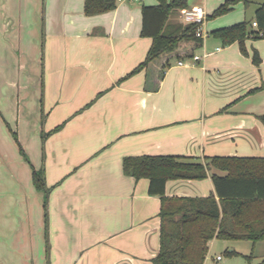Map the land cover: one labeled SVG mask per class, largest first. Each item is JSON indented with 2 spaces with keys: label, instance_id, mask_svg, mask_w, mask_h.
Returning a JSON list of instances; mask_svg holds the SVG:
<instances>
[{
  "label": "crops",
  "instance_id": "0c3cea01",
  "mask_svg": "<svg viewBox=\"0 0 264 264\" xmlns=\"http://www.w3.org/2000/svg\"><path fill=\"white\" fill-rule=\"evenodd\" d=\"M226 1L203 0L206 17ZM84 2L0 0V45L20 60L0 98V264H154L161 198L149 195L148 179L124 173L125 158L264 160V38L246 39L244 54L212 36L252 20L263 0L236 4L204 24L200 47L135 73L151 45L141 9L157 1L119 0L93 16ZM228 174L210 168L202 180H169L164 196L219 203L211 176ZM248 202L242 216L264 215V199ZM218 241L247 242L228 253L264 264V240L216 238L203 264L222 261Z\"/></svg>",
  "mask_w": 264,
  "mask_h": 264
},
{
  "label": "trees",
  "instance_id": "16d2710c",
  "mask_svg": "<svg viewBox=\"0 0 264 264\" xmlns=\"http://www.w3.org/2000/svg\"><path fill=\"white\" fill-rule=\"evenodd\" d=\"M119 0H85L84 13L98 15L113 10ZM154 6L141 9V36L151 39L145 60L133 73L152 63L176 55L182 46L200 47L202 39L194 34V24L177 20L187 0H156ZM251 0H227L209 16L218 17L231 11L238 4L248 6ZM252 22L256 29L251 30ZM262 33L261 35L259 34ZM223 46L237 42L242 53L247 54L244 42L248 38H264V0L255 10L254 17L227 28L212 32ZM192 57V55H190ZM252 61L258 65L259 55L253 52ZM167 64L159 68L163 74ZM264 85L261 86V89ZM264 126V115L260 117ZM264 160H238L211 158L205 164L184 162L175 157H131L123 161L124 173L135 179L149 180L148 193L161 198L160 249L154 264H203L207 244L213 238L225 240H264V215L250 219L242 216L251 199H264ZM210 168L227 171L228 176L212 175L218 203L213 196L207 198H168L164 196L165 183L169 180H202ZM260 168L262 171H260ZM252 170V171H251ZM41 178L33 173V182L39 189ZM247 201V202H244ZM245 219V220H244ZM228 255H236L229 252ZM251 256H247L250 261Z\"/></svg>",
  "mask_w": 264,
  "mask_h": 264
},
{
  "label": "rangeland",
  "instance_id": "374dc122",
  "mask_svg": "<svg viewBox=\"0 0 264 264\" xmlns=\"http://www.w3.org/2000/svg\"><path fill=\"white\" fill-rule=\"evenodd\" d=\"M191 1H195L194 4L200 2L199 3L200 6L203 7V8L204 7L206 8V5L203 3V0H187V8H190L189 5H190ZM211 14L212 13H209L208 15L210 16ZM222 16L223 15L218 16V17H214V18H211V17L207 18L206 17L205 23H207V21L218 19V18H220ZM17 55H18V53H17L16 50L14 52H12V51L9 52V51L5 50L0 45V86L3 85V88H5L4 91H0V98L3 95H7L5 90H6V86L8 84V81H10L12 79L11 77H15V76L17 77V74H20V73L17 72L18 68L14 67L12 65V64H16L17 65L18 62H20V60L18 61V56ZM16 60H17V63L14 62ZM16 77H15V80H17ZM1 80H2V82H1ZM15 92H22V91H18L16 89ZM0 104H2V106L4 108V106L6 105L5 99H3L0 102ZM5 120H6V116H5ZM5 128L6 127L4 126L3 130H6ZM6 132H7V130H6ZM10 136H13V135L11 134ZM13 138H14V136L10 138V142L14 144ZM13 147H14L13 148L14 153H17V151H19L18 146L16 147L15 144H14ZM10 149H11V147H10ZM219 242L220 241H218L216 243V245L214 246V253H215V255H219L221 257L222 261L217 263V262L211 261V259L208 258L207 259V261H208L207 264H247V260L245 258H243V257H235V256L228 255V251H230L233 247H235L234 249H246L249 246V244L247 242H243V241L229 242V243H223V242L219 243ZM221 244H226V245L223 247V245H221ZM227 246H230L231 248H227ZM256 261L260 262L261 258L260 259L258 258V260L257 259L254 260V262H256Z\"/></svg>",
  "mask_w": 264,
  "mask_h": 264
},
{
  "label": "built area",
  "instance_id": "2783aa9c",
  "mask_svg": "<svg viewBox=\"0 0 264 264\" xmlns=\"http://www.w3.org/2000/svg\"><path fill=\"white\" fill-rule=\"evenodd\" d=\"M180 19L185 24H194L196 26L195 28V36L197 38H201L202 40L208 37V34L203 31V26L206 21V13L202 7H192V8H185L181 10L180 12ZM253 27H257L256 23H252ZM261 35L262 33L259 32ZM192 60L197 61L199 60L198 56H193ZM178 65H182V62H178ZM217 261L221 260L220 256L216 257Z\"/></svg>",
  "mask_w": 264,
  "mask_h": 264
}]
</instances>
